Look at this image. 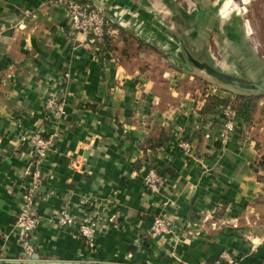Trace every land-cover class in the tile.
<instances>
[{
    "label": "crops",
    "instance_id": "obj_1",
    "mask_svg": "<svg viewBox=\"0 0 264 264\" xmlns=\"http://www.w3.org/2000/svg\"><path fill=\"white\" fill-rule=\"evenodd\" d=\"M89 1L109 18L125 8ZM125 1L143 11L142 0ZM70 23L55 0H0L1 264H264V120L248 126L237 117L235 133L219 142L224 106H208L210 98L238 94L186 64L175 18L115 23L102 47ZM189 30L190 46L211 58L233 45L216 29L195 44ZM50 99L63 115L46 109ZM31 132L51 144L26 257L15 223L29 182L20 138ZM149 168L165 179L155 194L143 184ZM62 212L73 225L58 227ZM161 214L177 228L153 239ZM86 216L99 224L93 246L78 235Z\"/></svg>",
    "mask_w": 264,
    "mask_h": 264
},
{
    "label": "rangeland",
    "instance_id": "obj_2",
    "mask_svg": "<svg viewBox=\"0 0 264 264\" xmlns=\"http://www.w3.org/2000/svg\"><path fill=\"white\" fill-rule=\"evenodd\" d=\"M142 1L143 11L141 12H135L133 6L124 0L125 8H120L118 11L113 10L112 15L118 12L116 16L113 15L116 19L123 11L124 15L121 18L124 22H173L175 18L183 23L186 30L190 29L187 33L191 41L197 40L195 44L206 40L205 36L208 33L204 32L207 29L212 32L214 30V33H216L215 29L219 30L226 40L233 42V45L225 44L224 54L217 52L214 60L227 69L264 82V0ZM171 26L170 24V28L164 30L168 32V35L174 33ZM233 38L237 41L235 42ZM170 47V53L176 56L181 55L177 47L174 45ZM206 82L210 83L209 80ZM249 97L260 100L256 109L258 108L260 113L263 112L264 96ZM227 224L233 225L232 222Z\"/></svg>",
    "mask_w": 264,
    "mask_h": 264
},
{
    "label": "built area",
    "instance_id": "obj_3",
    "mask_svg": "<svg viewBox=\"0 0 264 264\" xmlns=\"http://www.w3.org/2000/svg\"><path fill=\"white\" fill-rule=\"evenodd\" d=\"M55 2L63 6L70 18V29L72 33L82 34L89 38L91 42H102L105 29L109 23H116L120 27H127L128 24L121 18L123 11L119 13V17L115 19L114 16L109 18L100 7L89 3H80L79 0H55ZM120 8L116 7L114 10L118 11ZM46 109L56 112L58 115L64 114V106L62 103L56 102L52 99L47 100ZM224 115V122L219 132L218 139L221 144L227 142L229 138L235 133V119L237 115L233 109L228 106L222 107ZM21 145L27 146L30 150V156L27 163L22 169V175L29 180L23 187L22 201L19 206V211L16 216V227L21 230V246L24 255L30 257L34 248L32 245L31 235L39 225V219L34 214V203L40 192L42 186L41 165L45 162L48 156V150L51 144V137L46 138L40 132H31L21 136ZM180 147L188 150L186 144L181 143ZM165 179L157 175L154 168H149L143 178V184L148 192L158 193L164 185ZM58 227L67 228L73 225V220L68 212L60 213L56 218ZM97 222L91 216L84 217L78 224V235L89 246H93L95 235L98 229ZM233 226V225H232ZM177 227L172 224L170 220L165 218L164 214L157 215L153 218V223L149 231V236L157 239L167 234L174 233ZM228 264H234L233 261L222 258ZM0 259V264H1Z\"/></svg>",
    "mask_w": 264,
    "mask_h": 264
},
{
    "label": "water",
    "instance_id": "obj_4",
    "mask_svg": "<svg viewBox=\"0 0 264 264\" xmlns=\"http://www.w3.org/2000/svg\"><path fill=\"white\" fill-rule=\"evenodd\" d=\"M95 2V1H93ZM177 35L179 45L186 64L192 70L199 72L211 84L231 90L244 96H264V82L250 78L244 74L223 68L214 58L207 53L205 46L200 49H193L185 34V28L182 22H178Z\"/></svg>",
    "mask_w": 264,
    "mask_h": 264
},
{
    "label": "trees",
    "instance_id": "obj_5",
    "mask_svg": "<svg viewBox=\"0 0 264 264\" xmlns=\"http://www.w3.org/2000/svg\"><path fill=\"white\" fill-rule=\"evenodd\" d=\"M80 3H89L92 4L89 0H79ZM115 23H109L105 29V35L102 42L93 41L92 43L98 47L104 46L107 42V39L110 37L111 28L114 29ZM116 29H119L116 26ZM120 34V33H118ZM123 32L121 31V36ZM119 38V37H118ZM237 101V104L235 102ZM258 99L249 97V96H241L237 95L233 101H229L227 99H220L217 97L210 98V104L213 108L218 106H230L237 115V117L241 118L248 126H255L264 120V111L259 112L258 108ZM235 104V105H234ZM233 105V106H232ZM264 110V109H263ZM222 205H220L221 207Z\"/></svg>",
    "mask_w": 264,
    "mask_h": 264
},
{
    "label": "bare ground",
    "instance_id": "obj_6",
    "mask_svg": "<svg viewBox=\"0 0 264 264\" xmlns=\"http://www.w3.org/2000/svg\"><path fill=\"white\" fill-rule=\"evenodd\" d=\"M245 1H247V0H245Z\"/></svg>",
    "mask_w": 264,
    "mask_h": 264
}]
</instances>
